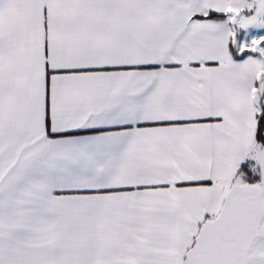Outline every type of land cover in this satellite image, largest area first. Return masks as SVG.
Returning <instances> with one entry per match:
<instances>
[{"label": "snow or ice", "instance_id": "obj_1", "mask_svg": "<svg viewBox=\"0 0 264 264\" xmlns=\"http://www.w3.org/2000/svg\"><path fill=\"white\" fill-rule=\"evenodd\" d=\"M0 264H264V0H0Z\"/></svg>", "mask_w": 264, "mask_h": 264}]
</instances>
